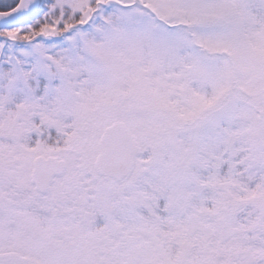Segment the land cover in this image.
Returning <instances> with one entry per match:
<instances>
[{"label": "snow or ice", "instance_id": "obj_1", "mask_svg": "<svg viewBox=\"0 0 264 264\" xmlns=\"http://www.w3.org/2000/svg\"><path fill=\"white\" fill-rule=\"evenodd\" d=\"M0 264H264V0H0Z\"/></svg>", "mask_w": 264, "mask_h": 264}]
</instances>
